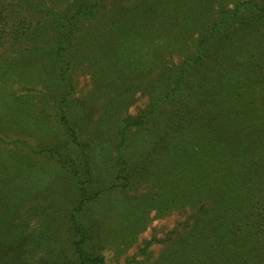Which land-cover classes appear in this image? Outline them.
<instances>
[{
    "label": "trees",
    "instance_id": "trees-1",
    "mask_svg": "<svg viewBox=\"0 0 264 264\" xmlns=\"http://www.w3.org/2000/svg\"><path fill=\"white\" fill-rule=\"evenodd\" d=\"M102 2L94 0L80 5L70 18L60 17L62 20H58L54 37L44 42L46 53L42 47L33 48L34 53L43 57L36 64L42 65L46 73L41 75L32 68L29 82L59 77L58 82L64 81V88H69L70 92L73 86L65 77L70 67L61 53V42L73 44V32L78 23L94 16L95 8H101ZM229 2H168L179 6L177 16L183 15L192 23L188 21L178 36L188 57L158 77L150 88L149 100L136 114L118 118L112 111L107 113L104 124L110 131L106 138L111 150L107 160L109 169L98 174L93 172L96 157L106 153L101 148L94 152L90 140H82L76 129L64 135L63 150H48V157L77 185L75 207L68 210V219L59 226L63 228V231L60 229L62 235L72 232L67 244L51 232L52 227L41 222L34 232L28 227L5 231L12 221L10 216L22 203L16 200L18 203L10 207L0 196V264H109L100 248L105 240L101 241L92 229L78 222L80 207L87 201H104L116 192L114 200L118 201L119 193L124 195L148 180L157 188L152 203L157 214L189 211L185 220L166 234L165 242L171 235L176 238L169 242L159 264H264V163L254 152L264 147V69L250 65L249 76L232 78L235 80L221 93L203 81L201 84L195 73V62L204 56L209 58V53L215 56L221 50L238 48L256 38L264 41V32L258 29V25L264 24V0H231V6ZM150 4L154 8L164 2L139 0V10L135 14V8L130 12L132 18H141V11L146 16ZM46 14L52 17L54 12L47 9ZM2 34L14 35L15 41L21 42L18 46L28 45L25 32L2 29L0 25V36ZM49 54L52 56L47 57ZM152 58V65L161 62L158 57ZM148 67L152 66L148 64ZM226 74L231 77L230 73ZM222 79L228 78L223 76ZM116 100L114 97L109 100V109ZM157 116L163 120L155 130L156 122L151 125L149 122ZM63 121L67 122V116ZM137 137L141 139L140 151L134 150L136 145L132 141ZM102 164L104 159L96 163L97 166ZM105 177H109V183L107 179L101 182ZM60 204L53 202L46 208L39 207L37 220L48 210L63 209ZM121 204H108L106 208ZM126 232L124 230L121 236ZM154 240L153 237L144 240L141 251L146 254Z\"/></svg>",
    "mask_w": 264,
    "mask_h": 264
},
{
    "label": "rangeland",
    "instance_id": "rangeland-1",
    "mask_svg": "<svg viewBox=\"0 0 264 264\" xmlns=\"http://www.w3.org/2000/svg\"><path fill=\"white\" fill-rule=\"evenodd\" d=\"M93 1L0 0L2 29H14L28 35L25 47L18 46L21 42L15 41L14 35L0 36V196L10 207L18 203L16 200L22 203L10 216L12 221L5 231L12 227H28L34 232L41 222L52 227L51 232L67 244L72 232L62 235L60 229L63 231V228L59 226L68 219V210L75 207L77 185L57 162L48 157V150H63L64 135L76 129L82 140H90L94 152L101 148L107 154L97 153L96 163L104 159V164L93 163V172L98 174L109 169L107 160L111 150L106 138L110 131L104 124L107 113L112 111L118 118L136 114L149 100L150 88L158 77L188 57H185L178 36L188 21L192 23L190 19H184L185 16L176 15L179 6L169 5L171 0H160L164 4L154 8L150 4L146 16L141 11V18L134 16V19L130 12L134 8V14L139 10V0H103L101 8H95L94 16L78 23L73 32V44L61 42V53L70 67L65 76L73 86L70 92L69 88H64V81L58 82L59 77L29 82L28 74L32 68L41 75L46 73L42 65L36 64L43 57L34 53L33 48L42 47L46 53L44 42L54 37L58 20H62L60 17L70 18L80 5ZM228 5H232L231 0ZM47 9L53 10L52 17L46 14ZM173 18L175 21H171ZM173 23L177 25L173 27ZM263 27L264 24L258 25L261 32H264ZM190 28L188 24V31ZM152 56L160 58L161 62L152 65ZM208 57L195 62V73L201 84L203 81L221 93L235 80L232 78L249 76L250 65L264 69V41L256 38L238 48L221 50L215 56L209 53ZM223 76L228 79L224 81ZM113 79L114 84L111 83ZM113 97L117 100L109 109L108 102ZM65 116L66 123L63 121ZM162 120L157 116L149 124L155 121L157 130ZM139 136L142 137L143 132ZM140 137L132 140L136 145L134 150H141ZM254 152L264 163V147ZM156 189L154 182L148 180L137 184L125 196L119 193L118 201L114 200L116 192L104 201H87L80 207L78 222L92 229L101 241L105 240L100 248L107 263L159 264L164 258L163 252L176 238L171 235L165 242L166 234L184 221L189 211L157 214L152 204ZM53 202H60L63 209L48 210L41 220H37V209L46 208ZM118 202L121 206L106 208L108 204ZM124 230L127 232L121 236ZM152 237L155 240L145 254L141 251L144 240Z\"/></svg>",
    "mask_w": 264,
    "mask_h": 264
}]
</instances>
